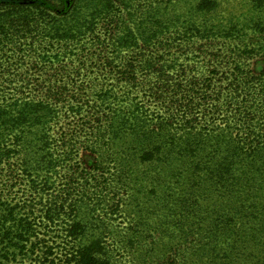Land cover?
<instances>
[{
    "label": "trees",
    "instance_id": "1",
    "mask_svg": "<svg viewBox=\"0 0 264 264\" xmlns=\"http://www.w3.org/2000/svg\"><path fill=\"white\" fill-rule=\"evenodd\" d=\"M237 2L0 14V264H264V0Z\"/></svg>",
    "mask_w": 264,
    "mask_h": 264
},
{
    "label": "rangeland",
    "instance_id": "2",
    "mask_svg": "<svg viewBox=\"0 0 264 264\" xmlns=\"http://www.w3.org/2000/svg\"><path fill=\"white\" fill-rule=\"evenodd\" d=\"M30 1L32 0H0V14L4 13L5 11H9L12 8L16 9L19 8L18 6L21 5L23 8H25L24 6H33ZM238 6L242 7V5H244V3L242 2V0H238ZM236 3V4H237ZM240 3V4H239ZM242 9L237 8L236 11H241ZM9 54L10 52H8V48H4L3 52L0 51V93H10L9 92V88L5 87L3 82H5L6 80H8L11 77V74H16L15 73H11L12 71H3L2 65H4L5 63H8L9 60ZM13 75V76H14ZM20 76H16L14 78H19ZM83 155H86V152H83ZM81 163V162H80ZM122 219H117L115 221V225H119V228L122 227Z\"/></svg>",
    "mask_w": 264,
    "mask_h": 264
}]
</instances>
